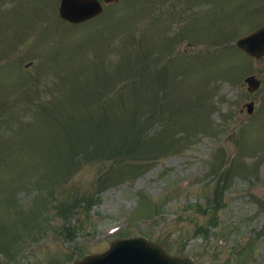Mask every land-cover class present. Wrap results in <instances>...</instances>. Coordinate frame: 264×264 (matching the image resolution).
I'll return each instance as SVG.
<instances>
[{"label": "rangeland", "instance_id": "rangeland-1", "mask_svg": "<svg viewBox=\"0 0 264 264\" xmlns=\"http://www.w3.org/2000/svg\"><path fill=\"white\" fill-rule=\"evenodd\" d=\"M59 1L0 0V264L138 235L264 264V56L234 44L264 0H121L77 25Z\"/></svg>", "mask_w": 264, "mask_h": 264}, {"label": "water", "instance_id": "water-1", "mask_svg": "<svg viewBox=\"0 0 264 264\" xmlns=\"http://www.w3.org/2000/svg\"><path fill=\"white\" fill-rule=\"evenodd\" d=\"M105 2L109 0H104ZM101 11L97 0H61L59 14L72 22L88 19ZM236 45L246 54L257 59L264 55V26L239 38ZM247 90L255 91L260 80L255 75L245 78ZM247 112H252L253 103L245 104ZM68 264H195L190 257L171 256L160 245L145 237H132L112 241L110 247L100 254L86 255L82 260Z\"/></svg>", "mask_w": 264, "mask_h": 264}, {"label": "flooded vegetation", "instance_id": "flooded-vegetation-1", "mask_svg": "<svg viewBox=\"0 0 264 264\" xmlns=\"http://www.w3.org/2000/svg\"><path fill=\"white\" fill-rule=\"evenodd\" d=\"M204 2H205V1H204ZM197 13H198V12H197ZM197 13H196V14H197Z\"/></svg>", "mask_w": 264, "mask_h": 264}]
</instances>
